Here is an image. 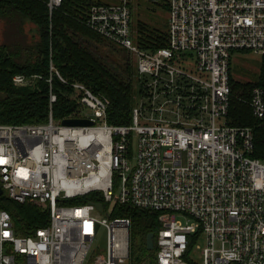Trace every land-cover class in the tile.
I'll list each match as a JSON object with an SVG mask.
<instances>
[{
    "label": "built area",
    "instance_id": "2783aa9c",
    "mask_svg": "<svg viewBox=\"0 0 264 264\" xmlns=\"http://www.w3.org/2000/svg\"><path fill=\"white\" fill-rule=\"evenodd\" d=\"M164 1L168 40L153 50L135 42L127 0L94 3L83 19L136 62L128 123L107 122L108 97L51 61L47 74L11 76L14 86L46 82L48 111L44 122H0V187L48 217L18 234L0 207V264H128L130 218L111 214L116 203L158 212L149 264H264V159L251 155L252 126L226 121L232 55L260 53L264 72V0ZM61 2L45 0L49 14ZM54 81L78 104L59 119ZM247 101L264 117V87H252ZM68 117L92 123L62 124ZM90 192L101 200L68 202ZM100 227L105 247L97 250Z\"/></svg>",
    "mask_w": 264,
    "mask_h": 264
},
{
    "label": "trees",
    "instance_id": "16d2710c",
    "mask_svg": "<svg viewBox=\"0 0 264 264\" xmlns=\"http://www.w3.org/2000/svg\"><path fill=\"white\" fill-rule=\"evenodd\" d=\"M102 0H62L49 14L45 0H0V22L4 25L0 42V122L38 123L47 119V83L39 80L33 86H14V73L47 74L49 62L70 80L85 83L95 93L108 97L107 122L128 123L134 104L135 80L128 55L116 51L104 38L83 24L89 7L94 3H111ZM168 11V3L159 1ZM158 2V3H159ZM33 25L24 32V24ZM160 24V25H158ZM135 21V42L142 48L155 49L167 44V18L162 23ZM8 27V28H7ZM8 29V31H7ZM31 39L27 40L26 36ZM111 44V43H110ZM127 53V52H126ZM231 95L226 121L234 125H250L253 131L252 156L264 159V117L253 116L248 104L251 89L264 87V72L255 79L238 80L229 74ZM57 100L53 104L56 119L71 114L78 104L70 97L69 88L54 81ZM97 192L68 199L82 203L99 201ZM0 207L7 209L18 234H31L46 224L48 212L34 201L17 202L4 192L0 193ZM157 211L116 203L111 212L116 216H129L128 264H149L154 249L146 248V235L155 234L158 227Z\"/></svg>",
    "mask_w": 264,
    "mask_h": 264
},
{
    "label": "rangeland",
    "instance_id": "374dc122",
    "mask_svg": "<svg viewBox=\"0 0 264 264\" xmlns=\"http://www.w3.org/2000/svg\"><path fill=\"white\" fill-rule=\"evenodd\" d=\"M102 1H115L118 2L120 0H102ZM130 4L132 9L131 14V24L134 26L135 21L138 19H142L146 22L158 24L165 21L168 15V11L160 5L161 0H127ZM159 2V3H158ZM160 25V24H158ZM33 25L31 24H24L23 29L24 32H28L29 27L31 28ZM8 28V27H7ZM3 30L4 25L0 22V42L3 39ZM8 31V29H7ZM27 40H30V35L26 36ZM108 42V41H107ZM108 46L112 47L114 50L109 53L110 55H116V51L125 55H128V59L130 61L131 69L135 72L136 69V62L133 60L132 56L129 53H126V50L115 45L108 43ZM261 68V55L257 52L252 51H245L242 54H233L230 61V73L233 78L238 80H251L255 79L260 71ZM137 91V88H135ZM135 93V92H134ZM175 217L180 219L181 221H185L186 217H184L180 212L175 213ZM105 230L103 227H100L96 232L94 237L93 246L98 249H103L105 247ZM198 245L194 246V250L191 251L190 256L194 259H200V252L199 248L203 244L202 239L197 242ZM198 246V247H197Z\"/></svg>",
    "mask_w": 264,
    "mask_h": 264
},
{
    "label": "water",
    "instance_id": "95a60500",
    "mask_svg": "<svg viewBox=\"0 0 264 264\" xmlns=\"http://www.w3.org/2000/svg\"><path fill=\"white\" fill-rule=\"evenodd\" d=\"M62 124H69V125H89L92 123V120L89 118H78V117H68L63 118L61 120ZM0 193H2V188L0 187ZM97 208L100 210L102 208L101 203H96ZM153 233L149 232L146 235V248L152 249L153 248Z\"/></svg>",
    "mask_w": 264,
    "mask_h": 264
}]
</instances>
